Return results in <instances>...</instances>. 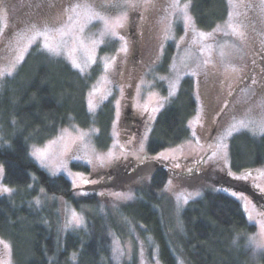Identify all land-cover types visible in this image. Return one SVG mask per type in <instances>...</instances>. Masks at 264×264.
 <instances>
[{
  "label": "rangeland",
  "instance_id": "1",
  "mask_svg": "<svg viewBox=\"0 0 264 264\" xmlns=\"http://www.w3.org/2000/svg\"><path fill=\"white\" fill-rule=\"evenodd\" d=\"M228 2L230 21L222 24L216 32L208 33L198 28L191 0H59L50 4L0 1V91L18 75L35 46H40V51L51 56L65 59L83 76L92 75L93 71L97 73L87 94V108L92 118V124L88 128H80L74 123L43 143L34 142L32 136L27 137L30 156L41 169L51 177L60 175L66 177L75 189L80 190L78 195L86 198L92 197L94 193L83 192L81 189L96 184L97 176L112 173L111 167L117 163L132 165L133 169L150 159H158L166 162L172 170L170 181L164 191V206L160 209L163 223L160 228L144 222L137 225L123 217V209L136 210L137 197L133 190L123 189L122 192H118L131 193L132 199H118L114 195L115 192L101 189L96 193V196L100 197L98 214H102L101 216H97L92 205L84 204L77 208L72 203L57 200V212L63 216L64 238L67 234L89 237L93 227L104 226L108 229L110 219L113 229L109 231L111 239L108 256L112 263L163 264L161 253L163 245L166 244L173 250L177 264H186L176 253L174 246L185 235L179 216L192 200L203 198L206 190L185 185L180 175L190 177L200 171L218 169L231 179L247 183L264 194V166L253 170L236 171L233 169L230 156L231 146L241 134L248 133L247 135L255 138L264 136V132L259 131L257 127L264 123V71L257 74V79L251 78V81L256 82L254 90L251 91L249 84H241L233 95L237 85L247 74L253 72V65L258 64L253 57L257 49L264 52V0L256 1L262 18L260 33L248 26L247 13L242 8L241 0ZM115 5L118 6L112 10ZM185 5L188 6L187 14L192 18V24L187 28L184 20ZM132 12L139 19V23L132 24L134 40H130L128 33L131 22L129 15ZM93 13L104 16L110 22L124 17L122 26L116 28V34L112 35L104 29L101 20L89 19ZM32 25L39 26L41 31H44L46 26L49 44L55 46L61 41L64 42L59 55L44 49L43 45L46 42L44 36H38L35 42L30 43L33 35L30 31ZM81 27L82 33L79 31ZM60 31L66 35L61 36ZM201 32L205 34L203 37L199 35ZM223 34L229 38L222 37ZM120 37H124V40ZM77 38L83 40V46ZM92 41L98 42L95 63L88 60V53L85 51L86 47L91 46ZM135 44L142 56L139 54L140 59L136 60V68L130 69L134 65L131 61ZM252 45L260 47L252 49ZM124 46L127 47L126 52L121 51ZM73 59L80 64V68L73 66ZM105 60L110 65L107 69L104 66ZM187 78L194 81L198 100L197 113L189 122L191 138L154 157H149L148 142L152 136V128L155 127L160 113L178 96L182 82ZM177 81L175 94L169 97V88ZM93 89L96 91L93 92ZM90 100L94 105L93 111L89 110ZM117 100L120 101L119 119ZM161 103L163 107H160ZM105 104L115 108L109 133L106 135L103 134L102 124L107 116H100ZM158 107L160 110L153 113L152 109ZM127 111L131 115H127ZM151 116L155 118L150 119ZM129 121L135 122L138 132L127 128ZM241 123L247 124L248 127L240 128ZM233 125L240 130H232ZM213 126L215 128L211 132ZM230 130L232 134L229 136L227 134ZM3 135L0 126V140H4ZM221 138H226L225 142L228 145L226 159H220L219 154L216 157L212 156L215 145ZM50 141L55 143H49ZM141 143L144 144L143 151H140ZM33 146L47 148L46 162L50 167L42 166L32 156ZM98 157L104 158L102 163ZM74 163L88 166L91 174L85 175L75 171L72 167ZM63 164H66V168L61 166ZM76 173L81 175H74ZM84 180L90 182L84 183ZM102 180L107 184L112 183L108 179ZM208 186L210 190L218 192V187L212 184ZM5 187L10 188L4 182V170L0 162V199L11 198L12 194L19 193L12 188H10L12 192L5 193L2 191ZM196 192L199 195L189 196L190 193ZM225 193L241 204L249 222L257 227L256 232L245 235L243 241L237 236L235 245L240 246L241 252L247 258V264H264V249H257L249 243V237L260 232L257 221L264 218L260 215L264 214V209L242 192L227 190ZM185 196L188 197L187 203H184ZM37 200L35 204L41 207L42 205L49 207L54 201L44 192ZM73 211L77 216L83 217V224L73 222L68 225ZM91 223L95 224L90 225ZM0 264H14L13 242L2 235Z\"/></svg>",
  "mask_w": 264,
  "mask_h": 264
},
{
  "label": "trees",
  "instance_id": "2",
  "mask_svg": "<svg viewBox=\"0 0 264 264\" xmlns=\"http://www.w3.org/2000/svg\"><path fill=\"white\" fill-rule=\"evenodd\" d=\"M191 1L199 29L214 33L230 21L228 0ZM241 5L247 13L248 26L261 31V24L252 20L255 11L244 0ZM137 22L135 14L132 24ZM40 48L35 46L31 50L18 75L0 91V126L4 132V140H0V162L5 184L19 192L11 198L0 199V235L13 242L14 264H116L109 261L108 256L109 231L113 229L110 219L108 229L93 227L89 237L67 234L64 238L63 216L57 212V200L72 203L77 208L92 205L98 216L97 191L109 189L118 193L130 189L137 197V207L135 211L134 208L123 209V217L137 225L144 222L160 228L163 224L160 209L164 206V191L172 170L158 159H150L133 169L132 165L117 163L111 167L112 173L97 176L96 184L81 189L94 193L86 198L78 195L80 190L66 177H51L41 169L30 156L27 137L43 143L74 123L88 128L92 118L87 108V94L97 73L93 71L92 75L83 76L65 59L51 56ZM138 48L136 44L133 46L132 68H136V60L142 56ZM257 53L253 56L255 61L259 60ZM197 109L195 83L187 78L178 96L160 113L152 128L148 156L154 157L188 141L191 138L189 122ZM114 112L115 108L109 104L100 111V116H107L102 124L105 135L109 133ZM131 127L127 128L131 130ZM243 134L231 146L233 169L241 172L264 166V136L255 138ZM72 167L85 175L91 174L88 166L74 163ZM180 177L185 185L206 191L203 198L192 200L179 216L185 235L174 245L176 253L186 264H247L235 239L239 236L243 241L244 236L254 234L257 227L249 222L241 204L225 192H242L263 209L264 194L218 169ZM103 178L112 183L107 184ZM211 184L218 187V192L210 190L208 185ZM42 192L54 200L49 207L35 204ZM161 258L163 264H177L173 250L166 244Z\"/></svg>",
  "mask_w": 264,
  "mask_h": 264
},
{
  "label": "snow or ice",
  "instance_id": "3",
  "mask_svg": "<svg viewBox=\"0 0 264 264\" xmlns=\"http://www.w3.org/2000/svg\"><path fill=\"white\" fill-rule=\"evenodd\" d=\"M115 6H118V5H115ZM174 7H175V5H174ZM187 7L188 6L185 5V8H184V20H185L186 28L189 25L192 24V18L187 14V11H186ZM89 19L90 20L91 19L101 20L103 22V24H104V29L106 31H108V32H111L112 35H115L116 34L115 30H116V28L122 26L124 17L110 22L104 16H101L99 14L93 13V14H91L89 16ZM30 31L33 32V35L30 38V43L35 42L36 37L44 36L45 37V41H46L44 43V45H43L44 49H47L48 52H50V53H52L54 55H59L60 54V49L63 46L64 42L61 41L60 43H58L55 46L49 44L47 42V40H48V31H47L46 26H45V30L41 31L39 26L32 25L31 28H30ZM79 31L82 33L83 32V27H81L79 29ZM60 35L64 36V35H66V33L63 32V31H60ZM199 35L201 37H203L205 34L203 32H201ZM77 39L79 40L80 44L83 46V40H80L79 38H77ZM120 39L124 40V37H120ZM181 39H183V38H181ZM100 42H102V41H100ZM97 43H98L97 41H92L91 46L85 48L86 53H88L87 58L92 63H95V50H96ZM25 50H27V49H25ZM72 51H75V49H72ZM121 51L126 52L127 51V47L126 46L122 47ZM113 59H115V58L113 57ZM72 64H73L74 67L80 68V64H78L75 59L72 60ZM104 66H105V69H107L110 66L107 63V60H105V65ZM12 67L14 68L15 65H13ZM193 75H194V73H193ZM177 84H178V81L171 84V86L169 88V92H168L169 97H171V96H173L175 94V88H176ZM95 91H96V89H93V92H95ZM121 94H123V93H121ZM89 95L91 96L92 93H90ZM161 99L163 100L165 98H161ZM116 105H117V119H119V116H120V111H119L120 101L119 100L116 101ZM163 106H164L163 103H161L160 107H163ZM89 110L90 111L94 110V105H93L91 100L89 101ZM159 110H160L159 107L158 108H153L152 112L155 113V112H158ZM154 118H155L154 116L150 117V119H154ZM247 127H248V125L244 124V123H241V125H240V128H247ZM257 127H258L259 131L264 132V123H261ZM240 128H238L236 125L232 126V130H235V131H239ZM231 134H232V131L230 130L227 135L230 136ZM144 139L145 140L147 139V132L145 133ZM225 139L226 138H221L220 141L218 143H216L215 150L212 152V156L213 157H216L219 154V158L220 159H226L228 145L225 142ZM49 143H55V141H50ZM210 147H212V145H210ZM143 150H144V144L141 143L140 151H143ZM108 155L110 157L111 153H109ZM161 155H163V153H161ZM32 156H34L40 162V164L42 166L50 167V165L46 162L47 161V148L46 147L45 148H41V147L33 146ZM165 158H167V157H165ZM98 159H100V161L102 163L104 158L103 157H98ZM61 166L66 168V164H63ZM177 167H179V165H177ZM53 174H55V171L53 172ZM229 174L231 175L232 173L230 172ZM69 175H73V174L69 173ZM74 175L80 176L81 174L80 173H76ZM236 178L237 179H242L243 177H236ZM89 182L90 181H88V180H84V183H89ZM94 182L95 181H92V183H94ZM73 183H74V186H75V181ZM2 191L5 192V193H9V192H12L13 190L10 189V188L5 187V188L2 189ZM114 195H116L118 199H132L131 193H114ZM197 195H199L198 192L189 194V196H197ZM233 195H235V193H233ZM183 199H184V203H187L188 197L185 196ZM37 203H39V200H37ZM260 215L262 217H264V214H260ZM250 218L254 219V217H251V216H250ZM73 222H75L78 225L79 224H83V217L77 216L76 212L73 211L72 212V219L68 221V225L72 224ZM257 222L259 223V226H260V232H259L258 235L250 236L249 237V243L252 244L253 246H255L257 249H264V218L260 219ZM68 225H66V226H68Z\"/></svg>",
  "mask_w": 264,
  "mask_h": 264
},
{
  "label": "flooded vegetation",
  "instance_id": "4",
  "mask_svg": "<svg viewBox=\"0 0 264 264\" xmlns=\"http://www.w3.org/2000/svg\"><path fill=\"white\" fill-rule=\"evenodd\" d=\"M1 1V0H0ZM5 2L6 1H8V0H4ZM16 1H20V2H29V3H39V4H46V3H57L59 0H16ZM244 1H246V5H248L249 6V8H251L253 11H255L254 12V15H253V17H252V20H253V22L255 21V22H258V23H260L261 24V22H262V18H261V16H260V14H259V9H257V5H256V1L257 0H244ZM259 4H260V2H259ZM114 9H116V6L112 9V10H114ZM257 10V11H256ZM258 13V14H257ZM130 16V20H131V22H130V24H129V30H128V33H129V36H130V40H133V35H134V33H133V29H132V21H133V17H135V15L133 14V15H129ZM261 31H259V33H260ZM252 47V49H255V48H259L260 47V45H252L251 46ZM261 49H257V51L256 52H258L256 55V57H258V59L259 60H257V62H258V67H255V65H253V67H254V70H253V72L252 73H249V74H247L246 75V77L243 79V81L242 82H240L238 85H237V87L235 88V90H234V92H233V95H235L236 94V91L238 90V88H239V86L241 85V84H249V86L252 88L251 89V91L252 90H254V88H256V82L255 81H251L253 78L254 79H257V74L258 73H261V72H263L264 71V52H262V51H260ZM260 51V52H259ZM134 56V55H133ZM133 58V57H132ZM130 69H132V67H130ZM252 78V79H251ZM129 80V79H128ZM130 81V80H129ZM230 100H231V97L229 98V100H228V103H230ZM126 114L127 115H131V113L129 112V111H127L126 112ZM221 114V113H220ZM219 117H220V115H219ZM130 122V121H129ZM127 123V127H128V125L130 126H132L131 127V129L132 128H134V129H132V130H135V131H138V126H135L134 125V123H133V121H131V123ZM214 128H215V126H213L212 128H211V132L214 130Z\"/></svg>",
  "mask_w": 264,
  "mask_h": 264
}]
</instances>
